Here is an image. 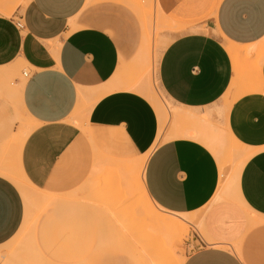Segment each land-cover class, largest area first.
<instances>
[{
	"label": "crops",
	"instance_id": "obj_1",
	"mask_svg": "<svg viewBox=\"0 0 264 264\" xmlns=\"http://www.w3.org/2000/svg\"><path fill=\"white\" fill-rule=\"evenodd\" d=\"M153 3L179 28L159 58L162 91L179 111L219 121L248 158L222 181L196 137L201 123L161 140L160 116L129 73L140 47L130 0H0V246L37 191L69 193L94 179L99 200L115 202L127 166L147 155L142 196L198 214L202 237L182 264H264V56L262 88L239 93L228 51L264 45V0ZM20 115L33 125L22 138Z\"/></svg>",
	"mask_w": 264,
	"mask_h": 264
},
{
	"label": "rangeland",
	"instance_id": "obj_2",
	"mask_svg": "<svg viewBox=\"0 0 264 264\" xmlns=\"http://www.w3.org/2000/svg\"><path fill=\"white\" fill-rule=\"evenodd\" d=\"M129 6L140 20L139 58L129 67V73L139 92L146 96L145 92L152 88L159 97L162 106L159 110L150 102L161 119V140L173 138L182 128L192 127V122L201 123L196 137L218 160L222 181H229L250 151L219 121H206L198 115L193 120L173 118L174 112L182 114L184 111H179L162 91L157 68L162 50L179 28L164 22L153 2L130 0ZM158 22L165 28L172 27L171 31L157 29ZM248 52L239 59L240 75L245 81L244 72L248 75L250 72L257 86L260 79L256 74L264 56V45L252 47ZM20 78L24 79L21 75ZM243 87L244 84L235 91L242 93ZM261 88L262 85L257 86L256 90ZM230 103L225 101L224 112ZM18 121L17 133L22 138L33 125L22 115ZM144 162L143 155L127 166L126 187L122 189L120 200L115 202L99 200L103 186L94 179H88L69 193L37 191L38 198L24 201L25 215L17 233L0 246V264H160L163 258V264H182L185 255L199 246L195 237H202L199 221H196L198 214H174L149 205L140 189ZM17 179L20 189H27L22 178ZM164 218L181 222L185 229L173 233L172 229L164 227Z\"/></svg>",
	"mask_w": 264,
	"mask_h": 264
},
{
	"label": "bare ground",
	"instance_id": "obj_3",
	"mask_svg": "<svg viewBox=\"0 0 264 264\" xmlns=\"http://www.w3.org/2000/svg\"><path fill=\"white\" fill-rule=\"evenodd\" d=\"M148 2L151 3V2H153V0H148ZM156 12L158 13V15L161 16V13L159 12V10L157 8H156ZM164 26L165 25L162 22H158L157 23V29H159V30H171L172 29V27L165 28ZM228 51L230 52V54H231V56L233 58L234 68H235L234 78L232 80V87L244 84L243 88L246 91H251V90L257 88V86L260 85L259 81H258L257 86H256L255 79H253V77H251L250 72H249V75H248V72H246L247 74L244 72L245 81H244V78L242 77V75H240L241 74V71H240L241 69H240L239 59H240L241 56H246L249 53L248 49L241 52V51H239L236 48L228 47ZM242 78H243V80H242ZM145 93H146V96L150 99V101L154 102V104L156 105V108L159 110V108H161L162 106L160 105V100H159V97H158L157 93L155 92V90L150 88ZM179 117L190 119V120L198 118L195 114L189 113V112H186V111H184V113H182V114H178L177 112L173 113V118L174 119H178ZM199 118H201V117H199ZM158 139H159V137H158ZM144 157H147V155H145ZM234 177H235V174H234L233 178ZM145 199H146V201L148 202L149 205H152V203L148 200V198L146 196H145ZM163 224H164V227L172 229L173 233H174V231H177L178 229H183L184 228V226L181 224V222L173 220V219H170V218H164ZM160 260H161L160 264H163L162 262L164 261V258L160 259Z\"/></svg>",
	"mask_w": 264,
	"mask_h": 264
},
{
	"label": "built area",
	"instance_id": "obj_4",
	"mask_svg": "<svg viewBox=\"0 0 264 264\" xmlns=\"http://www.w3.org/2000/svg\"><path fill=\"white\" fill-rule=\"evenodd\" d=\"M25 75H26V73H25Z\"/></svg>",
	"mask_w": 264,
	"mask_h": 264
}]
</instances>
